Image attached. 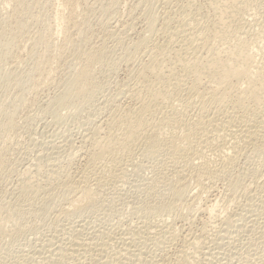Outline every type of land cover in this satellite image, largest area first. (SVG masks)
<instances>
[{"label":"rangeland","instance_id":"1","mask_svg":"<svg viewBox=\"0 0 264 264\" xmlns=\"http://www.w3.org/2000/svg\"><path fill=\"white\" fill-rule=\"evenodd\" d=\"M139 1L71 0L68 7L63 6L62 0H0V43H9L6 50H0V264H67L68 262V264H79L80 261L82 264H89V261L92 264L94 260L96 263L93 264H112L110 262L115 264L117 261L118 264H157L160 259L162 262L160 261L158 264L169 263L167 260H171L170 264L173 262V264H177L175 258L178 255L181 256V252L185 253L182 254V257L189 262L181 257L182 260L180 259L178 264H264V154L259 155V152L264 153V151L258 149L259 151L254 150V152L251 147L246 148V150L249 149L247 151L245 149H243L245 151H241V148L238 155L246 153L247 156H241V154L239 157L234 148H231L234 147V137L225 131H218V133H222V136L220 134H218L219 137L213 136L214 139L213 137L210 139L212 142L214 140L213 143L209 141L202 143L201 147L196 146L200 158H196L194 164L199 165V161L201 164L203 160L204 162L210 161L211 164L207 163L215 169L219 166V162L221 163L220 150L225 149L232 155L236 152L234 156L227 153L231 157L229 163L232 167L230 168L228 164L225 168H229L226 175L223 174L227 171L222 169L225 173L222 174L221 170L216 173L217 176L210 177L211 180L205 179L201 187L196 185L195 179L187 177L189 194H187L188 197H185L186 200L184 198L172 205L173 193L166 182L170 177L173 178L179 174L189 175L193 168L187 165L185 167V164L180 161L175 168L173 165L176 163L171 164L170 158L164 154L148 158L145 153H141V150L138 152L136 149L133 151L135 153L132 152L134 155H128L129 159L126 154L123 156V166L117 177L112 178L109 172L100 176L103 184L97 188L94 187L96 201L93 206L66 214L62 212L63 208H68L72 195L62 189L59 183L60 179L63 174L64 177L66 174L75 176L80 172L88 173L84 166L86 163L84 157L90 144L88 136L92 137L91 133H102L101 131L105 129V119L108 115L110 116L111 111L113 112L115 108L119 107L118 104L119 108L124 109L134 105L132 99L130 101V98L127 97V91L132 85L130 80H134L135 73L133 71L137 68V64L145 60V55L144 57L143 54L141 55L143 52L136 49V41L146 34L145 37L150 35L148 37H151L149 39L152 42L155 38V45L162 43L161 45L169 46L173 44L179 36L174 38L173 43L167 44L169 41L167 35H161L158 30L168 21L169 17L168 22L171 23L173 20L171 28L177 22L179 24L186 22V19L188 20V17L192 16L193 8L190 6L193 4L196 8L198 6L199 10L201 7L202 10L204 8L203 11L200 10L204 15L202 17L205 20L210 19L208 0H190L191 5L189 4V6L185 4L184 0H176V2L174 0H150L146 3L147 5L142 1L141 4ZM170 1L178 3L181 9L183 7L182 10L187 7V12L184 11L186 19L184 12L176 7L178 5L174 3V6ZM206 1H208L207 4ZM240 1V16L235 22L240 21L241 26L249 31L245 29L251 39L253 35L256 38L255 35L258 34V39H252L254 45L251 42V46H253L251 48L257 55L254 65H262L264 64V0ZM243 1H245L244 4ZM169 2L170 4H167ZM205 7L208 11L205 10ZM188 8L190 9L188 10ZM167 9H172L170 10L172 13ZM174 9H178L177 12ZM151 10L152 12H150ZM166 10L169 12V17L165 14ZM144 11L157 14L156 17L159 15V26H156V29H159L154 31L156 34L158 32L160 37L156 36L159 39L153 35V32L154 37L149 34L147 28V14L149 13L145 12V14ZM158 11H160L159 14ZM178 11L183 12H181L183 17ZM188 11L190 12L189 16ZM175 14L179 17V21ZM163 17L168 19L164 18L163 20ZM197 18L200 17L197 16ZM69 19H71V24L79 22L82 25L80 31L70 32L73 35L71 37L64 33ZM161 19L163 23L167 21L162 24ZM170 27L169 29H171ZM88 38L91 39V42L93 41L92 45L99 47L101 52L99 60L91 64L93 74L85 92L87 95L64 97L71 78L78 69L80 61L85 57L83 50H85V40ZM162 38L165 41L168 40L167 45ZM182 38L179 37L177 40L180 41ZM66 43H71V47L63 49ZM133 46L136 50L133 49ZM171 46L174 47V44ZM134 51L137 52L136 55L140 59H137ZM129 59L130 63L128 64ZM135 61L137 63L133 70ZM241 63L244 64V62ZM120 86L124 89L127 87L126 91L120 90ZM118 90L126 93L123 94L125 97L121 96V93L119 95ZM62 97L61 105L57 104V101ZM192 102L193 108H189L190 110L185 113L186 119L195 118L194 115L199 112L198 101L193 98ZM97 127L103 130H99V132ZM223 134L227 137L225 138ZM87 139L89 140L87 141ZM230 142L232 146L229 144ZM209 143L210 145H208ZM221 143L223 146H220ZM234 157L236 158L234 159ZM71 159L72 161H70ZM22 187H26L24 189L31 195V199L27 196L26 198L29 200L26 198L21 200L22 196L19 192L20 189H23ZM198 187L200 188L198 189ZM46 192L48 193L45 194ZM17 198L20 200L17 201ZM233 214H236L235 217ZM238 214L241 216L238 217ZM227 218H230V221ZM237 221L239 224H236ZM81 224L85 229L80 230L81 232L85 230L87 236L84 232H80L81 237L79 236V238H85L84 242L87 243L88 240L89 244L96 242L94 243L96 248L94 249V245H91L92 247H88V252L86 248L85 252L79 250L78 256L75 254L71 256L69 252H65L69 248L67 247L69 246L67 242L70 240L68 237L73 234L71 231L79 230L77 226H82ZM166 227H169V232H166L168 231ZM150 232H152L153 238L149 236ZM154 232L157 233L154 234ZM174 233L177 235L175 236ZM88 234L94 237L91 239ZM162 234L161 240L159 237ZM155 236L158 238L157 240ZM53 237L58 238L54 239ZM106 237L111 241H109L110 239L106 241ZM49 238L50 244L48 243ZM52 239L54 240L52 241ZM143 240L146 241L143 242ZM170 240L175 241H173L174 245ZM55 241L57 243L53 245L52 243ZM99 241L103 243L100 242L99 245ZM150 241L152 242L150 243ZM58 244L61 250L65 245L63 250L68 255L67 257L69 258V255L73 257L71 258L73 260L69 259L71 262L66 258L67 262L65 263L62 261L63 259L59 258L60 254L57 255V253L60 250L56 249ZM163 247L166 248L163 249ZM97 249L98 251L95 253ZM103 249H105L104 252ZM118 249L120 251L122 249L124 255ZM90 250L93 255L90 254ZM175 251L178 252V255H175ZM52 252L57 253L53 254ZM101 252L102 254H99ZM118 252L122 255L120 256ZM84 253L90 254L93 258H89V255H84ZM167 254L168 256H166ZM78 257L80 260L77 259ZM116 257L120 260H117ZM123 257L126 258L125 261ZM58 258L61 259L60 262L56 261ZM85 258L87 260H84ZM97 259L100 261L97 262ZM127 259L131 262H128ZM83 260L86 262L83 263Z\"/></svg>","mask_w":264,"mask_h":264},{"label":"bare ground","instance_id":"2","mask_svg":"<svg viewBox=\"0 0 264 264\" xmlns=\"http://www.w3.org/2000/svg\"><path fill=\"white\" fill-rule=\"evenodd\" d=\"M141 1L146 4L150 0H140L139 3H141ZM174 1L176 2V0H174ZM179 1H181V0H179ZM184 1H186V3H185L186 5H188V6H189V4L191 5L190 0H184ZM208 1H209L208 9L210 12L209 13L210 19L206 18L207 20H205V18L202 17V16H204L200 11V10H202V7L199 10L198 6H197L198 9H197L194 4L192 6H190V8L191 7L193 8V10L191 9L193 12L191 13L192 16L188 17L189 19L187 20L186 19L187 17L185 16V12H184V11H186L187 7H186V9L182 10L183 7L181 9L179 7L178 3L170 1L173 5H174V3L177 4L178 6H176V7L180 8L184 12L186 22L180 21L181 24H179L177 22L178 24L176 23L177 24V25L175 24L176 26L173 24L174 27L171 28L170 26H171V23L173 20L172 21L170 20L171 23L168 22L170 19V17H169L170 15L168 16V13L169 12L172 13L170 11L172 9H167L169 12H167V10H166L167 13H165V14H167L169 19L166 17L168 19V21L167 20H166L167 22L164 21V23L166 22L165 24L163 23V20L165 17H163V20L161 19L162 24H164V25H161L159 23L162 26L160 28V30H158L159 28L156 29V26H159L158 25V20H160V19H158L159 15H158V17H156L157 14L150 13V12H152V10L150 12L147 11L149 13V14H147V21H148V25H147L148 27L147 28H148V32H149V34H151V36L154 35L156 38L160 37L158 35V32L161 35L166 34L167 35L166 37H168L167 39H169V41L166 39L168 41L167 42L164 40V38H162L165 41V44H166V42H167V44H170V42H172L174 40V38H176L177 36H179L180 38H182V37L183 38H182V40L180 39V41L177 40L179 37L176 38V40H175L176 42H174V43L172 42L174 44V47L171 46L173 44L169 45V46H171V48H169V46L167 44L166 45L168 47L165 46L164 44L161 45L162 43H160V45L159 44L155 45L156 44L155 38L153 40L155 42L154 43L149 39V38H151V37H148L150 35L145 37L146 34H145V36L140 37L139 41H136V45L133 43V45L136 46L137 50H139L140 52H143V53H141V55L143 54L142 55L143 57L145 55V57H144L145 60H142L143 59V57H142V59H141L142 61H140L139 64H137V66H136L137 68L135 69L136 71L134 70V66L137 63L136 62L137 59H140V58L136 55L137 52H135V51H134V53L137 56V59H136L134 65L131 62L133 65V68L132 67L131 68L134 71L132 69L131 70L135 74L132 72L134 74V77L131 74L132 77L134 78V80H130V81H132L131 82L132 85L127 91V97L130 98V101L132 99L134 105L133 106L129 105L130 107H127L125 109L119 108L120 107L119 104L118 105L116 104L117 106H119L117 108H115V106H112L115 109L113 112L112 111H111V113L109 112L110 113V116L108 115L109 118L107 116V118L105 119L106 120L105 124H104L105 129H104V126H103L104 130L100 129L99 128L100 125L98 124L99 127H97V130L98 131L103 130V131H101L102 133H98V132H96L97 134L91 133L93 136L92 137H91V135H90V137L88 136L90 141H88L89 139H87V141L90 144H89L88 150L86 151V156L84 157L86 160V163L84 164V166L86 167L85 170L88 173H81L80 172L79 175H77L78 174L77 173L76 174L77 176L76 175L72 176V175H68L64 172L66 175L64 177H63L64 174L62 175L63 178L61 177L59 183L65 192H68L70 195H72L71 196L72 199H70L71 201L69 202L68 208L62 207L63 208L62 212L64 214H66L68 212L79 211L81 208L83 209L84 207L88 208V207L93 206L94 202L96 201V197H95L96 196V193H95L96 189L95 188H97L103 184L100 176L102 174H104L105 172H109L112 178L117 177L119 175L118 172L121 170V167L123 166L122 165L123 164V156L125 154L128 156V155L135 153L133 151L136 149H138L137 150L138 152H139V150H141L142 152L141 151L140 152L145 153L148 156V158H152V157H156L158 155L164 154L165 156H168V158H170V161H172L171 164L176 163L173 165V166H175V168H176V165L179 161L182 164H185V167L187 165L188 167L191 166V168H193V169H191L192 173H190L189 175H180L179 174L180 172H179V173H177V174H179L178 176H174L175 178L170 177L167 180L166 184H167L168 188L173 193L172 205H175L179 200L182 201L185 197H188L187 196V194H189L188 193V191H189L188 185L189 184L187 182V181H189L188 178L192 177L193 180L195 179L194 182L196 181V185L201 187V185L204 184V183L202 184V182L205 179L207 180V178H208V180H211L209 178L212 177L213 175H216L217 172L221 171L222 169L226 170V171L229 169V168L228 169H225V168H227L228 164L230 167L229 162H231L230 161L231 157L228 154H230V155H232V154L228 153L225 149L220 150V154H219V156L221 157V160H220L221 163L219 162L220 167L217 166V168H215V166H214L215 169H213L209 166V163H207L210 161L204 162V160H203V163H201V164H200L201 161H199V165L194 164V161L196 160V158H200V157H198L199 156L197 154L198 148L196 149V146L199 147L202 143H207L209 141L212 142V140H210V139L213 136L219 137L218 134H220V133H218V131H221V132L225 131L228 133V135H232L234 137V139H235L233 142L234 147H231V148L232 149L234 148V150L237 152V155L239 152L245 151L246 148H248V147L253 148L252 149L253 151L254 150L256 151L258 149L261 151H264V64L254 65V63H255L254 59L257 55L254 53L253 48H251V47H253V46H251V42L253 41L252 39L256 40L258 34L255 35L256 38L253 35L254 38L252 37V39H251V36H248L249 34H247L249 31L246 28H244L243 26H241L240 21L238 20L237 23L235 22L237 19H239V16H240L239 15V10H240V6H241L240 0H208ZM208 1H206V4ZM245 1H247V0H245ZM245 1H243L242 3L244 4ZM62 2H63V6L69 7L71 4V0H62ZM164 2L166 3V1H164ZM170 2L167 4H170ZM165 3H163V4L165 5ZM181 4H183V3H181ZM185 4H183V5L186 6ZM243 4H242V6H243ZM140 6H138V7H140ZM170 6H169V8H170ZM193 6H195V7H193ZM6 7H8V5H6ZM163 8H164V6H163ZM190 8H188V10ZM194 8H195V10H194ZM165 9H166V7H165ZM145 10H147V9L145 8ZM148 10H149V8H148ZM174 10H175V12H177L176 10H178V9H174ZM203 10H204V8H203ZM205 10H206V7H205ZM206 11H208V10H206ZM145 12L146 11H144L143 13H145ZM159 12L160 11H158V14H159ZM181 12L178 11L179 14ZM165 14H163V16ZM187 14L189 16L190 12ZM176 15L177 14H175V16ZM197 16L200 18H197ZM144 17H146V16H144ZM181 17H183V14ZM207 17H208V14H207ZM236 17H238V18H236ZM174 18L175 17L173 16V19ZM177 18H178L177 20L179 21V17H177ZM182 19L185 20L184 18H182ZM240 20H241V18H240ZM145 22H146V20H145ZM174 23H175V21H174ZM234 23H236V24H234ZM145 24H147V23H145ZM81 27H82L81 23L75 22V23L71 24V19H69V24L64 28V33L66 36L71 37L73 35L70 32L71 31L78 32L81 30ZM144 27L146 28V25ZM169 27L171 29H169ZM147 28H146V32H147ZM155 29H156V31L158 30L157 34H156V32L154 33ZM245 29L248 32H246ZM152 32H153V35H152ZM156 35H158V37ZM161 37H163V36H161ZM178 41H179V43H181V45H179ZM157 42L159 43L158 40H157ZM92 43H93V41L91 42L90 38L85 40V50H83V54L85 57L82 58V60L80 61L79 65H78V69L76 70L75 74L71 78V80L68 84V87L65 91L64 97L71 96V95H77V96L87 95L85 92L87 91V87L89 85V80L93 74L91 64L93 62L99 60V56H100V52H101L99 50V47L94 46V44L92 45ZM253 43L254 42H252V45H254ZM8 47H9L8 42L0 43V50H6ZM70 47H71V43H66V44H64L63 49H68ZM78 49H81V47H78ZM133 49L136 50L134 46H133ZM129 58L132 59V57H129ZM130 59L128 60V64L130 63ZM126 62H127V60H126ZM241 62H244V64H242ZM127 81L129 82V80H127ZM128 84L127 85L124 84V85L128 86ZM121 85H123V84H121ZM91 86H92V84H91ZM126 88L127 87H125V89ZM119 89L125 90L124 87L122 88L121 86L119 87ZM120 90H118L119 95H120V93H121V96H123V94L124 95L126 94V93H122V91H120ZM123 97H125V96H123ZM193 98H195L196 101H198L197 104L199 103V105L197 107L199 112H197L198 110L196 111L197 115H194V116H196L195 118L186 119L185 113H187V111L191 109L192 103H193L192 102ZM62 99H63V97L57 101V104L61 105ZM125 101H126V99H125ZM228 106H230V107H228ZM124 107H126V106H124ZM169 109L171 110L170 112L167 111ZM191 117H193V116H191ZM165 129H166V131H165ZM214 132H217V133L214 134ZM227 133H225V134L227 135ZM226 137L227 136H225V138ZM221 138H223V137H221ZM213 139H214V137H213ZM227 140H228V138H227ZM85 141H86V139H85ZM213 142H214V140H213ZM231 142L229 144H231ZM226 144H228V143H226ZM208 145H210V143ZM220 146H223V144ZM231 146H232V144H231ZM228 147H229V145H228ZM241 148H242V150L240 151ZM218 149H219V147H218ZM218 149H217V151L219 153ZM243 149H245V150H243ZM247 150H249V149H247ZM235 153H234V155H235ZM249 153H250V151H249ZM241 154H239V155H241ZM260 154H264V153L259 152V155ZM234 155H232V156H234ZM244 155L247 156L246 153H244ZM244 155L242 154L241 156H244ZM249 156H251V155L249 154ZM129 158L130 157L128 156V159ZM235 158L236 157H234V159ZM126 159H127V157H126ZM231 160L233 161V158ZM70 161H72V159ZM124 162H126V161H124ZM234 162H235V160H234ZM210 164H211V162H210ZM70 166H68V167H70ZM24 173H26V172H24ZM223 173H225V172L223 171L222 174ZM227 173H228V171L223 175H226ZM229 173H230V170H229ZM55 176H57V175L55 174ZM25 177H26V175H25ZM90 183H92V184H90ZM26 187H24V188H26ZM200 187H198V189ZM24 188L20 189V192H19V193H21L20 196H22L21 200L22 199L25 200V198L27 196L31 199V195L27 191H25ZM230 190H232V189H230ZM45 191H42V192H45ZM51 191H52V189H51ZM51 191H50V193L52 195L53 193ZM48 192H46L45 194H47ZM19 193H18V195H19ZM20 196H18V197H20ZM262 196H263V194H262ZM26 199L29 200L28 198H26ZM18 200H20V199L17 198V201ZM185 200H186V198H185ZM19 207H22V206H19ZM245 208H246V205H245ZM250 211L252 212V210H250ZM243 214H242V216H243ZM235 215H234V217H235ZM239 215L240 214H238V217H239ZM251 216H253V215H251ZM246 217H247V215H246ZM227 219H228V221H230V218H227ZM236 219H238V218H236ZM241 221H242V219H241ZM226 223H231V222H226ZM83 224H85V223H83ZM236 224H239V221H237ZM236 224H235V227H236ZM247 224H249V222ZM232 225H234L233 222H232ZM83 226L84 225L77 226V228H79V230L76 229L77 231L76 232L74 231L75 233L73 231H71L73 233V234H71V237L67 236L68 238H70L69 242H67V243H69V246H67L66 242H64L65 245L67 247H69L67 249L65 247V249H66L65 252H69V254H71V256L72 255L74 256V254L77 255L79 253V250L85 252L84 250L86 248H87L86 251L88 252V247H92L94 245V243H96V242H93L94 238H93V241L91 240L92 237H94V236H92V235L90 236L89 234H88V236H89V238L91 237L90 240L93 243L89 244L88 240H87V243H85L84 242L85 238L84 239L81 238L83 240H81L79 238V236L81 237V233H83L85 231V230L84 231L82 230V232H81V230H80L82 228L85 229ZM167 226H169V225H167ZM237 226H239V225H237ZM247 227H248V225H247ZM168 228H167V230H168ZM160 230H161V228H160ZM162 231H160V232H162ZM90 232H91V230H90ZM163 232H165V231H163ZM166 232H169V230ZM150 233L151 234L149 236L152 237L151 236L152 232H150ZM156 233L154 232V234H156ZM85 234L87 236V233H85ZM163 234H162V236L160 235L161 237H159V238H161V240H162ZM142 235H143V233H142ZM166 235H165V237L167 238ZM169 235L171 237V234H169ZM174 235H175V233H174ZM176 235H177V233H176ZM107 237H109V236H107ZM107 237H106V239H107L106 241H108L110 239V238L108 239ZM57 238H54V239H57ZM54 239H52V241ZM157 239L158 238L156 237V240ZM170 239H172V238H170ZM46 240H48V239H46ZM156 240H155V243H156ZM48 241H49L48 243L50 244L51 243L50 238ZM56 241L53 242L52 244L54 245V243H57ZM58 241H59V239H58ZM97 241H98V239H97ZM102 241H103V239H102ZM109 241H111V239ZM144 241H146V240H143V242ZM152 241H150V243ZM165 241H167V240H165ZM165 241H162V242H165ZM170 241H168V242H170ZM173 241H171L172 244H173ZM100 242L101 241L98 242L99 245L101 243H103V242H101V243ZM130 243H131V240H130L129 244ZM187 243H189V242H187ZM61 244H62V241H61ZM142 244H144V243H142ZM162 244H160V245H162ZM96 245L98 247V244H96ZM110 245L111 244L109 243V246ZM47 246H50V245H47ZM57 246H56V249L58 248L57 251L58 250H60V251L58 253L57 252H54V253L55 254L57 253V255L60 254L59 258L63 259L62 261H65L66 258L68 259V261L73 260V259H71L73 257H70V255H69V258L67 257L68 255L64 252V250H63L64 246L63 245H61V246H63L62 250L59 249V244ZM101 246L104 247V245H101ZM106 246H108V245H106ZM155 246H157V245H155ZM128 247H130V246H128ZM168 247H170V246H168ZM93 248L95 249L96 246L94 245ZM106 248H109V247H106ZM122 248H124V247H122ZM142 248H143V246H142ZM165 248L166 247H163V249H165ZM98 249H99V247H98ZM98 249L96 250L95 253H97ZM105 249H103V252ZM178 249L180 251V248H178ZM183 249H186V248H183ZM52 250H54V249H52ZM91 250H92V248H91ZM91 250L89 251L90 254H92ZM118 250H119V252L122 251V249H121V251H120V249H118ZM169 250H167V251H169ZM139 251L141 252V250H139ZM152 251H153V249H152ZM159 251H160V248H159ZM184 251H186V250H184ZM208 251H210V250H208ZM83 252H81V253H83ZM119 252H118V254H120ZM161 253H164V252H161ZM183 253L184 252H181V256L178 255V252L175 253V255L176 254L178 255L177 258H175L178 263H179V260L181 259ZM85 254H87V253H84V255ZM90 254H87V255H89V258L90 257L93 258V256H90ZM99 254H102V252ZM125 254H126V252H125ZM128 254H127V256H128ZM173 254H174V252H173ZM105 255L107 256L106 253H105ZM115 255L116 254H114V256ZM121 255L122 254H120V256ZM123 255H124V252H123ZM163 255H165V254H163ZM83 256H82V258H83ZM127 256H126V258H127ZM166 256H168V254ZM79 257H80V254H79ZM79 257L77 259L80 260ZM169 257L171 259L172 254ZM52 258H47V259L51 260ZM59 258L56 259V261L59 260V262H60L61 259H59ZM96 258H97V254H96ZM126 258L123 257V260ZM153 258H155V257H153ZM116 259H117V257H116ZM182 259H184V258L182 257ZM187 259H188V257H187ZM54 260H55V258H54ZM84 260H87V258H85ZM84 260H83V263L86 262V261L84 262ZM117 260H120V259H117ZM163 260H165V259H163ZM184 260H186V258ZM75 261H77V260H75ZM99 261L100 260L97 259V262H99ZM113 261H115V260H113ZM124 261L121 260V262H124ZM127 261H128V259H127ZM160 261H161V259H160ZM167 261L169 263L165 262L166 264L171 263L170 262L171 260H167ZM66 262L67 261H65V263ZM94 262L96 263L95 260H94ZM102 262L103 261L101 260V263ZM128 262H131V261H128ZM187 262H189V261H187ZM76 263H79V262H76ZM80 263H81V261H80ZM88 263L90 264V261ZM91 263H92V261H91ZM105 263H106V261H105ZM110 263L114 264V262H110Z\"/></svg>","mask_w":264,"mask_h":264}]
</instances>
